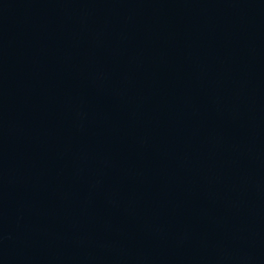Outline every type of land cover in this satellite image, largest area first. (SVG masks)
<instances>
[{"label":"water","instance_id":"water-1","mask_svg":"<svg viewBox=\"0 0 264 264\" xmlns=\"http://www.w3.org/2000/svg\"><path fill=\"white\" fill-rule=\"evenodd\" d=\"M0 264H264V0H0Z\"/></svg>","mask_w":264,"mask_h":264}]
</instances>
